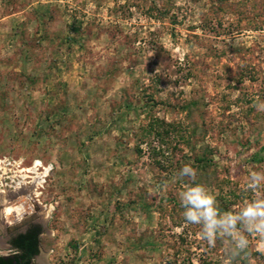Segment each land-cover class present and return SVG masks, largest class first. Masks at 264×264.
<instances>
[{"label": "rangeland", "instance_id": "rangeland-1", "mask_svg": "<svg viewBox=\"0 0 264 264\" xmlns=\"http://www.w3.org/2000/svg\"><path fill=\"white\" fill-rule=\"evenodd\" d=\"M262 103L264 0H0V158L30 209L13 232L43 229L36 264H247L185 222L180 193L204 185L221 214L264 199L247 187ZM249 251L264 264V240Z\"/></svg>", "mask_w": 264, "mask_h": 264}, {"label": "clouds", "instance_id": "clouds-1", "mask_svg": "<svg viewBox=\"0 0 264 264\" xmlns=\"http://www.w3.org/2000/svg\"><path fill=\"white\" fill-rule=\"evenodd\" d=\"M256 107L257 110L264 111V103L257 104ZM179 176L195 181L197 170L185 164L179 170ZM261 181H264V172L253 171L247 187L255 190L260 187ZM180 200L185 222L202 226L200 235L208 245L215 247L218 236L232 238L234 248L231 256L234 258L243 253L247 264H253L252 253L249 251L250 237L255 236L264 240V199L245 202V206L239 212L229 210L221 214L218 201L204 185L190 184L185 185V190L180 193ZM224 264L231 262L225 261Z\"/></svg>", "mask_w": 264, "mask_h": 264}, {"label": "trees", "instance_id": "trees-1", "mask_svg": "<svg viewBox=\"0 0 264 264\" xmlns=\"http://www.w3.org/2000/svg\"><path fill=\"white\" fill-rule=\"evenodd\" d=\"M172 129V125L169 123L151 120L143 132L146 135L154 134L162 141L163 135H166L168 130ZM196 160L199 163H203L202 157ZM41 232L40 226L33 225L25 232L18 234L12 240V247L15 249V253L9 256H0V264H33L32 260L39 251Z\"/></svg>", "mask_w": 264, "mask_h": 264}, {"label": "built area", "instance_id": "built-area-1", "mask_svg": "<svg viewBox=\"0 0 264 264\" xmlns=\"http://www.w3.org/2000/svg\"><path fill=\"white\" fill-rule=\"evenodd\" d=\"M12 166L19 167L20 163H12ZM11 165L8 158H0V220L3 221L5 225L8 227H15L18 222H21L23 217L28 214L29 207L25 206V209L21 210V212L12 213L11 215H6V207L10 206V199L14 197L11 196L9 181L13 182L8 176L11 171L9 166ZM36 167V166H35ZM11 197V198H10ZM14 207V206H13ZM9 220V221H8ZM19 224V223H18Z\"/></svg>", "mask_w": 264, "mask_h": 264}, {"label": "flooded vegetation", "instance_id": "flooded-vegetation-1", "mask_svg": "<svg viewBox=\"0 0 264 264\" xmlns=\"http://www.w3.org/2000/svg\"><path fill=\"white\" fill-rule=\"evenodd\" d=\"M30 226H33V225H28L22 232L20 231V232H17V231H14L13 232V230H16V229H14V228H12V231L11 232H6V235H4V238L2 237V241H1V244L2 245H6L11 251H12V254H10V255H13L14 253H15V249L12 247V240L18 235V234H21V233H23V232H25ZM35 226V225H34ZM36 226H40V225H36ZM41 227V226H40ZM41 234L40 235H42V233H43V229H42V227H41ZM39 249V248H38ZM38 253H39V251H38ZM38 255V254H37ZM36 255V256H37ZM6 256H9V255H6ZM36 256L33 258V260H32V263L33 264H36V263H34V259L36 258Z\"/></svg>", "mask_w": 264, "mask_h": 264}, {"label": "bare ground", "instance_id": "bare-ground-1", "mask_svg": "<svg viewBox=\"0 0 264 264\" xmlns=\"http://www.w3.org/2000/svg\"><path fill=\"white\" fill-rule=\"evenodd\" d=\"M23 209H25V206H24V204H21V205H18V206L9 207V208H7L5 210H6V215H11L12 213H15V212L19 213Z\"/></svg>", "mask_w": 264, "mask_h": 264}, {"label": "water", "instance_id": "water-1", "mask_svg": "<svg viewBox=\"0 0 264 264\" xmlns=\"http://www.w3.org/2000/svg\"><path fill=\"white\" fill-rule=\"evenodd\" d=\"M22 223H24V224L26 225L27 222H26V220H25V221H23ZM22 223H20V224H22ZM20 224H19V225H20ZM19 225L15 226V227H13V228H14V229H18Z\"/></svg>", "mask_w": 264, "mask_h": 264}]
</instances>
